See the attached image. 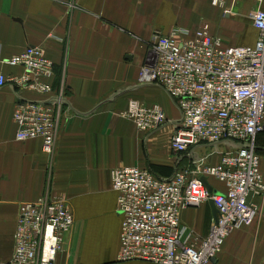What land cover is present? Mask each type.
Here are the masks:
<instances>
[{"label":"crops","instance_id":"0c3cea01","mask_svg":"<svg viewBox=\"0 0 264 264\" xmlns=\"http://www.w3.org/2000/svg\"><path fill=\"white\" fill-rule=\"evenodd\" d=\"M258 8L264 9V0H226L224 6L212 0H0V56L42 46L54 62L55 85L66 96L57 147L48 155L41 139H16V89L0 88V261L14 252L20 204L49 193L67 198L75 216L56 264H155L117 259L122 215L111 171L138 165L170 178L200 162L217 164L220 154L237 144L173 149L180 110L163 88L139 83L148 42L154 30L182 27L193 32L208 23L226 45H255L259 31L251 13ZM1 69L7 75L22 72L6 63ZM130 98L159 103L168 121L142 132L123 116ZM257 151L264 175V130L257 135ZM211 179L214 190L225 189ZM213 218L209 201L181 214L187 232L199 237L209 233ZM214 263L264 264V221L234 230Z\"/></svg>","mask_w":264,"mask_h":264},{"label":"built area","instance_id":"2783aa9c","mask_svg":"<svg viewBox=\"0 0 264 264\" xmlns=\"http://www.w3.org/2000/svg\"><path fill=\"white\" fill-rule=\"evenodd\" d=\"M225 2L212 0L217 6ZM251 18L259 31L255 45H226L209 31L208 23L193 32L174 27L152 34L139 83L163 88L180 110L173 149L190 151L201 143L219 142H234L237 147L222 152L217 164L200 162L194 169H178L170 178L138 165L114 168L112 187L122 215L118 261L215 264L234 230L264 221V175L257 151V135L264 130V9L254 10ZM2 63L19 66L22 72L7 75ZM54 77V62L42 46L29 45L8 58L0 56V88L12 85L17 94L16 139L39 138L48 155L56 150L66 103L63 88L54 87ZM26 90L42 98L25 95ZM123 116L147 133L168 121L159 103L137 98L128 100ZM202 176L220 180L225 189L210 193ZM211 198L218 212L209 233L199 237L187 232L182 211ZM74 222L63 196L43 193L22 202L14 252L0 264H56Z\"/></svg>","mask_w":264,"mask_h":264},{"label":"water","instance_id":"95a60500","mask_svg":"<svg viewBox=\"0 0 264 264\" xmlns=\"http://www.w3.org/2000/svg\"><path fill=\"white\" fill-rule=\"evenodd\" d=\"M201 179H202L203 183L205 184L206 188L208 189V191L210 193H215V194L218 193V191L214 190L213 186L209 183V180L207 179L206 176H202ZM209 202H210L211 207H212L214 219H216L218 210H217V207L215 205L214 199L211 198L209 200Z\"/></svg>","mask_w":264,"mask_h":264},{"label":"rangeland","instance_id":"374dc122","mask_svg":"<svg viewBox=\"0 0 264 264\" xmlns=\"http://www.w3.org/2000/svg\"><path fill=\"white\" fill-rule=\"evenodd\" d=\"M155 31H156V30H154L153 33H154ZM167 32H168V31H167ZM167 32H165V33H167ZM153 33H152V34H153ZM151 36H152V35H151ZM144 41H145V40H144ZM146 42H147V40L145 41V43H146ZM211 180H212L213 183L216 182V183H215L216 185L221 186V184H222V182H221L220 180H218V179H216V178H214V177H212ZM223 184H224V183H223ZM223 184H222V185H223ZM224 186H225V185H224ZM221 187H222V186H221Z\"/></svg>","mask_w":264,"mask_h":264},{"label":"trees","instance_id":"16d2710c","mask_svg":"<svg viewBox=\"0 0 264 264\" xmlns=\"http://www.w3.org/2000/svg\"><path fill=\"white\" fill-rule=\"evenodd\" d=\"M53 84H54V87H56V85H55V77H54V80H53ZM57 88V87H56Z\"/></svg>","mask_w":264,"mask_h":264}]
</instances>
